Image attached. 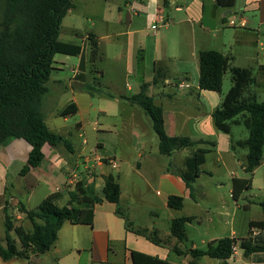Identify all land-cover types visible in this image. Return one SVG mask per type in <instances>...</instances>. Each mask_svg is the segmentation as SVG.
<instances>
[{"label": "crops", "instance_id": "obj_1", "mask_svg": "<svg viewBox=\"0 0 264 264\" xmlns=\"http://www.w3.org/2000/svg\"><path fill=\"white\" fill-rule=\"evenodd\" d=\"M239 1L233 9H237L238 6L241 7L239 12L258 9L260 10L259 22L248 20L244 15L238 16L237 22L231 18L233 11L219 7L215 0H167V5L164 0H128L124 7L119 6L116 14L105 17V19L107 24L112 21L115 24L125 25V31L120 34L127 38V48L125 53H119L118 56L121 57L118 61L125 62L123 74L127 79H133L134 84L126 83L127 88L124 89H117L113 85L105 83L106 72L103 70H96L93 77L86 73L88 58L86 45L82 46L83 54L81 56L66 55L77 57L79 60L71 68L70 78L63 77L65 75L63 73H66L67 70V64L55 62V70L48 83L49 91L43 99L42 110L49 129L67 139L69 144L68 146L60 144L56 147L46 144L43 147L45 158L42 163L24 176L21 171L28 162L31 146L23 139H13L1 146L0 212H3L5 217L6 208L9 210L11 207H16L21 213L22 207L26 210H33L50 197L55 198L59 206H67L71 201L70 193L75 192L77 184L83 181L93 185L95 193L101 197L104 178L109 175L116 178L121 189L118 205L104 200L94 206V219L91 225H75L70 222L63 225L59 231L58 240L51 249L57 264H66V262L70 264H134L132 257L134 251L160 260H167L172 264H189L191 262L190 249H183V243L172 236L171 230L161 236L160 229L154 228L152 231L149 228L135 229L127 217L116 213L117 208L121 209V202L128 201L130 197L137 203L143 202L145 189L151 191L170 212L173 210L168 205L171 196L182 197L184 205L187 198L193 199L190 190L179 176L182 169L173 166L176 152L171 156H164L160 153L159 143L157 146V135L153 130L150 117L140 106L131 104L126 98L140 93L142 85L148 84L146 93L153 97L155 104L163 108L166 131L169 136L190 137L194 141H211L209 139L212 136L216 140L220 139L212 114L220 107L222 99L216 96L220 93L199 88L200 73L197 60H199L200 52L207 50L221 52L232 58L231 65L235 67L252 70L257 67L259 71H261L260 67H264V64L260 63L256 50H253V53L251 51L258 45L264 48V42H260L261 29L264 27V0H246L243 5H239ZM164 7L180 16L165 14ZM142 14L145 15V26H133L135 19L143 18ZM154 22H161L165 32H169L174 27L177 29L180 27V36L186 39L191 34L193 47L191 58L186 59L189 60L186 63L175 65L177 67L175 71V68L171 66L173 64L171 53L162 48L161 39L151 32V27H153L151 25ZM256 25L257 27H254ZM198 27L204 33H211L210 36L215 40L221 41V35L224 36L225 41L220 42L219 49L221 50L209 48L196 50L193 41L195 42ZM229 27L236 29L234 35L226 30ZM91 35H94L99 43L103 40H113L114 37L119 38L118 33L111 32L101 36L95 30L91 32ZM232 36L235 37L238 46L245 48V53L242 56L241 53L239 55L229 52L232 45L227 40ZM62 42L77 44L69 41ZM240 59L249 63L234 65ZM261 72L264 74V71ZM89 86H94L95 90L91 92ZM173 88L187 90L186 92L190 96H180ZM63 93L68 94L67 99L61 104L54 105L55 96H61ZM100 100L102 103L99 104ZM111 102H118L120 109H125V115L138 120L139 123L136 125L134 123L130 125L131 136L134 135L135 138L141 139L144 130L145 137L149 135L154 140L152 143L141 142V140L137 142L138 144L133 147L137 149V153L135 152L133 156L134 164L130 162V170L129 168L125 169L126 172L133 171L135 175L142 178L145 186H141L138 182L128 183L121 172L116 174L115 170H123V159L120 160L121 163L118 162V154H103L106 143H112V140L115 141L116 136H119L118 126L113 121H109L116 117L117 112L115 105ZM71 103L77 107V113L65 117L59 116V112ZM102 117L105 121L101 120ZM72 118L75 119V124L68 125ZM92 119H95L94 122ZM69 128L71 130L67 131ZM89 129L92 130L91 136H88ZM74 130L76 131L75 135ZM93 133L95 136H92ZM73 137L76 139L75 143L73 140L71 141ZM99 159L102 160L101 163L98 162ZM111 161L115 162L116 166H113ZM74 175L76 176L75 181L69 184ZM124 188L131 195L129 198L125 194ZM98 214L104 216L103 219L101 217L100 223H97ZM153 215L156 219L160 217L157 212H154ZM170 217L172 221L180 218L174 216L173 213H170ZM124 222H129V225L125 223V226L122 227L121 224ZM18 224L27 228L31 226L25 219V214L22 215V221ZM235 235L232 230L229 238L237 239ZM139 239H144L146 243L139 242ZM133 240L136 247L128 246ZM122 242L126 243L124 249L121 250L122 253L112 250L114 244ZM239 248L240 246L237 245L234 255L227 263L264 264V253L246 257L243 250L239 252ZM191 249L199 248L194 245ZM172 254L183 257L182 261L172 262ZM45 256L46 254L33 256V258L43 264ZM201 258L197 260V264H201ZM209 260L206 264H211V260L218 259L210 258Z\"/></svg>", "mask_w": 264, "mask_h": 264}, {"label": "trees", "instance_id": "obj_2", "mask_svg": "<svg viewBox=\"0 0 264 264\" xmlns=\"http://www.w3.org/2000/svg\"><path fill=\"white\" fill-rule=\"evenodd\" d=\"M73 1L0 0V147L13 139H23L31 146L28 162L21 171L23 176L42 163L46 144L53 147L69 144L67 139L49 129L42 105L55 70V56L83 54L82 45L65 43L59 39L62 21L73 7ZM215 1L219 7L230 10L238 0ZM164 2L168 4L167 0ZM89 40L94 45L92 59L96 60L99 55L98 39L90 35ZM231 62L230 56L215 50L200 52L199 88L221 93L224 76L230 71L232 87L222 105L213 112V122L219 132L227 135L231 134L233 125H244L249 131L247 139L233 142L231 148L234 151L238 148L248 150L245 171L253 174L264 158V101L260 102L252 90L258 85L253 70L232 66ZM260 70L264 71V67H260ZM148 86L143 84L140 93L126 100L140 106L150 117L162 155L171 156L177 151L198 146L184 159V169L179 173L193 198V185L201 176V167L206 162L207 154L214 151L216 143L169 136L164 110L146 93ZM89 90L93 92L94 86H89ZM76 113L77 107L71 103L59 112V116ZM104 181L101 197L95 193L93 185L83 181L77 184L75 192L70 193L71 201L67 206H59L55 198L50 197L36 209L26 210L22 207L21 211L29 221L30 228L16 226L6 208V233L5 238L0 240V257L4 261L21 258L31 264L33 256L44 255L55 246L59 231L66 222L91 225L96 204L104 200L116 205L120 202L121 189L116 178L109 175ZM250 186L251 182L246 184V189H250ZM168 205L172 209L182 210L184 199L171 196ZM261 205L264 212V203ZM116 213L123 216L120 208H117ZM195 219H174L170 227L172 236L180 243L187 241V225ZM238 244V239L226 237L208 243L206 249H190L192 260L189 264H197V260L204 256L229 264L227 261L234 255ZM240 248L246 257L264 253V220L250 222L248 237L240 240ZM132 257L134 264H172L136 251L132 252Z\"/></svg>", "mask_w": 264, "mask_h": 264}, {"label": "rangeland", "instance_id": "obj_3", "mask_svg": "<svg viewBox=\"0 0 264 264\" xmlns=\"http://www.w3.org/2000/svg\"><path fill=\"white\" fill-rule=\"evenodd\" d=\"M126 1L128 0H74L73 7L69 10L67 16L62 21L59 36L61 41H69L82 46L86 45L88 52L86 73L93 77L96 74V70L105 71V83L113 85V87H116L117 89L127 88L126 83H128V85L134 84L133 79H127L123 74V66L125 62L118 61L119 57H121L118 56L119 53H125L127 48V38L120 34L125 31V25L123 26L120 23L115 24L110 20L108 21L111 23L108 22L109 24H107L105 17L107 18L110 15L113 16L116 14L115 12L118 11V7H124ZM245 2L246 0H240L239 5H243ZM240 9V6H238L237 9H231V11H233V16L231 18H234L238 22V16L244 15L248 20L259 22L260 10L239 12ZM165 10V14L170 16L179 15L174 11L167 10V8H165ZM207 12L209 13L208 10ZM141 17L143 18H137L134 20L133 26H145V15L142 14ZM207 22L209 21L207 20ZM151 26H153L151 27V32L161 39L162 48H165L168 53H171V56L173 57V64H171V66L175 68L174 71L177 70L175 65L189 61L186 59L191 58V51L193 49L191 45V34L187 39L181 37L180 27H178V29L174 27L169 32H165L164 25L161 22H154ZM254 27H257V25ZM94 30L101 36L107 35V33L111 32L118 33L119 36L118 39L114 37L113 40L110 41H100L99 55L96 60L92 59L94 45L92 44V41L89 40V36ZM226 30L230 31L229 33H232L233 35L236 32V29L232 27L226 28ZM261 30L262 32H260L262 36L260 42H264V27ZM210 34L211 33L208 34L202 32L199 27L197 28L196 39H194L195 42L193 41L196 50L202 48L221 50L219 49L220 42L225 41L224 36L221 35V41H219L217 39L215 40ZM227 41L232 45L229 52L239 55L241 53V56L245 53V48L236 44L235 37L232 36ZM253 50H256L258 53L260 63L264 64V48L258 45L256 48L251 49L252 53ZM176 60L180 61L177 62ZM78 61L77 57H68L63 54L55 56V62H65L67 64L66 73H63L65 74L63 76L65 79L66 77H71L70 70L78 63ZM248 63V61L240 59L234 63V65H244ZM256 68L257 67L253 69V74L257 79V82L260 84L255 86L252 90L257 94L258 100L262 102L264 101V74ZM231 87V73L230 71H227L224 76L222 92L216 94V96L221 97L223 102ZM173 90L180 96H190L187 94V90H177L176 88H173ZM67 97L68 94L65 93L61 96H55L56 102L53 104H61L67 99ZM98 103L100 104L102 101L100 100ZM112 103L115 105L117 112L115 114L116 117L109 119V121H113L118 126L117 133L119 136H116V140H112V143H106V148L103 151V154H118L117 161L121 163L120 160L123 159V170H115L116 174L121 172L128 183L138 182L141 186H145V182L142 178L135 175L133 171L126 172L125 169L131 166L129 165L130 162H132L131 164H134L135 159L133 156L135 152L137 153V149H134L133 147L138 144L137 142H140L141 140V142L149 141L152 143L154 140L149 135L145 137L144 130L142 131L143 133L141 136L143 137L141 139L138 137L135 138L134 135L131 136L130 131L132 128L130 125H133V123L136 125L139 123L138 120L131 119L128 115H125V109H120V104H118V102H111V104ZM94 120L95 119H92V122H94ZM101 120H104L103 117ZM73 124H75L74 118L68 122V125ZM69 130L71 129H67V131ZM73 132L75 135L76 131L74 130ZM91 133L92 130L89 129L88 136H91ZM95 133H93L92 136H95ZM219 134L220 139L216 140L214 136L209 139L217 144L216 149L207 154L206 164L202 168L203 173L193 185V199L187 198L183 210L173 209L171 212L166 210V208L148 189H145L146 192L143 196V202L137 203L131 197L128 201L123 200L121 202L123 215L127 217L135 229L149 228L150 231L154 228L160 229L162 236L165 235L167 231L170 232L172 223L170 213H173L176 217L195 216L196 219L187 225L188 240L183 242L182 247L183 249L187 248L189 250L195 245L196 248L206 249L211 240L229 237L232 230L235 232V236L239 241L238 245L240 246V240L248 237L250 222L264 220V212L261 205L264 203V158L262 160V165L257 167L253 174L247 173L245 171V166L247 165L248 150L238 148L234 151L231 146L233 142L235 143L238 140L247 139L249 131L244 125H233L231 134L227 135L221 132H219ZM72 140L74 143L76 142L74 137L71 138V141ZM158 143L159 141L157 138V146ZM218 146L219 148H217ZM204 147H207V145ZM195 149L196 147H192L177 151L173 160V166H177L183 170L184 164L182 162H184V159L190 156ZM250 182V189H246V184ZM124 190L129 198V196H131L130 193H127L128 191H126V188H124ZM154 212L159 213V219H156L153 215ZM101 217L102 219L104 218V216L98 214L97 223H100ZM129 222L121 224L123 225L122 227L125 226V223L126 225H129ZM5 233V217L3 212H0V240L4 238ZM138 241L146 243L144 239H139ZM132 242L128 244V246L136 247V245H134L135 241L133 240ZM125 246V242L114 244L112 250H117L119 253H122L121 250L124 249ZM239 252H242L241 248H239ZM182 259L183 257H178L175 254H172L171 256L172 262L179 263ZM209 259L210 258H201L200 263L206 264L210 261ZM0 264H29V262L21 258H13L9 261H3L0 257ZM43 264H57L53 250L46 253ZM66 264L70 263L66 262ZM211 264H222V262L211 260Z\"/></svg>", "mask_w": 264, "mask_h": 264}, {"label": "built area", "instance_id": "obj_4", "mask_svg": "<svg viewBox=\"0 0 264 264\" xmlns=\"http://www.w3.org/2000/svg\"><path fill=\"white\" fill-rule=\"evenodd\" d=\"M232 24H234V23L232 22ZM101 161H102L101 159L98 160V162H100V163H101ZM111 162H112L113 166H116L115 162H113V161H111ZM75 177L76 176L74 175V177L69 182V184H71V183H73L75 181ZM8 212H9V215L11 216V218H12V221L19 226L20 224H18V223H21L23 214L16 207H11L8 210Z\"/></svg>", "mask_w": 264, "mask_h": 264}, {"label": "water", "instance_id": "obj_5", "mask_svg": "<svg viewBox=\"0 0 264 264\" xmlns=\"http://www.w3.org/2000/svg\"><path fill=\"white\" fill-rule=\"evenodd\" d=\"M31 264H40V261L37 260L36 258H31Z\"/></svg>", "mask_w": 264, "mask_h": 264}]
</instances>
